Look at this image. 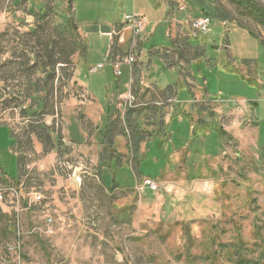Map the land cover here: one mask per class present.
<instances>
[{
    "label": "rangeland",
    "instance_id": "374dc122",
    "mask_svg": "<svg viewBox=\"0 0 264 264\" xmlns=\"http://www.w3.org/2000/svg\"><path fill=\"white\" fill-rule=\"evenodd\" d=\"M6 1L0 0V5ZM170 1L177 8L183 7L181 11L177 9L174 16L187 33L189 45L201 47V57L192 62L190 77L186 74L188 83L197 89L208 91L212 101L228 107H238L240 117L236 119L239 125L236 126L235 135H221L212 128L207 133H203L201 129L193 132L189 129V122L180 124L179 137L177 135L178 138L171 143L190 155L182 154L180 157L179 172L170 178L158 179L162 161H159L158 166L153 159L150 164L144 162L141 168L143 178L135 182L132 196L128 198L124 193H115L111 199H104L106 206H110L112 199L121 204L127 202V208H121L118 214H110L114 223L106 219L103 224L107 237L101 232L99 234L98 228L91 222L82 227L81 231L87 233L83 235L85 245L88 247V242H92L90 251L86 248L71 251L68 247L70 243H65V239L62 243L49 245L46 236L55 235L52 229V233L48 235H41L32 226L28 230H21L18 212L15 213L16 204H19L20 209L30 206L41 210L49 199L46 195L17 198L12 193L13 197L1 199L0 264H50L48 260L51 256L54 264H201L200 258H188L184 255L186 248H190L192 255H199L202 241L207 235L205 230L212 234L216 243L214 250L219 254L203 264H264V25L260 26L254 19L255 16L248 13V7V12L243 8L238 10L228 0ZM250 1L264 11V0ZM115 2H122L125 7L113 11ZM77 4L79 7L75 20L78 25H84L81 21L100 26L111 24L113 19L106 15V10L109 9L108 13L113 11L115 20L119 21V16L136 14V8L137 11L140 10L138 14L149 21L141 39L149 36V31L155 32L151 38L147 37L143 50H161L171 45L167 32L169 25L163 22L166 18L165 9L161 5L157 6L155 0H136V3L135 0H78ZM200 16L211 18L210 32L194 35L190 22ZM66 21L61 20V23L66 25L68 20ZM1 34L0 82L2 79L4 81L0 89L7 95L10 90L15 89L6 78L15 66L5 56L6 44ZM86 42L90 57L88 67H103L92 74L89 73V68H80L79 78L86 83L89 91L95 84L93 94L104 106L107 97L105 90L101 88L100 79L104 82L113 80L108 64L104 63L107 38H100L94 33ZM67 45L68 42L65 47ZM21 63L19 62L20 66ZM155 70L160 76V84L168 80L177 82L176 72H167L161 65L158 68V64ZM38 98L32 97L27 103L30 118L18 112V106L25 105V102L8 101L7 98L3 103L0 101V124L7 122L15 131H25L29 126L28 132L32 135L34 131L45 130L50 141H62L76 147L80 141L76 132L80 118H66L56 100L53 101V108L58 110L57 116L41 117L43 112L40 109L31 110L39 103ZM184 98L187 99L188 95H184ZM4 109L11 110L4 115ZM67 126L69 131L65 133ZM193 133L197 137H193ZM204 134L206 135L203 136ZM7 149L8 145L4 152ZM150 150L155 153L153 146ZM12 166L13 162L7 154L0 155L2 173L9 174ZM173 166L178 170L176 165ZM78 168L77 161L69 163V177L72 180L71 186L74 187H81L82 176L79 183L75 182L78 178L75 177V169ZM130 173L126 170L117 175V182L132 187L134 184ZM47 176L50 178L51 173ZM147 178L158 183L159 188L154 193L146 189L139 195L136 187ZM30 183L27 180L20 188L29 190L47 187L40 182L34 183L35 187H30ZM152 194V198L144 197ZM1 202L7 203L9 209L3 210L5 205L2 206ZM158 231L164 238L167 236L164 241L157 238ZM67 235L69 233L62 236ZM100 237L104 242L99 252V248L93 246V241L96 243ZM24 238L28 240L25 241ZM29 239H35L36 249L31 246ZM225 246L228 248L225 249ZM97 253L101 255L97 257ZM89 254L92 256L86 259L85 255ZM45 258L48 260L45 261Z\"/></svg>",
    "mask_w": 264,
    "mask_h": 264
},
{
    "label": "crops",
    "instance_id": "0c3cea01",
    "mask_svg": "<svg viewBox=\"0 0 264 264\" xmlns=\"http://www.w3.org/2000/svg\"><path fill=\"white\" fill-rule=\"evenodd\" d=\"M77 2L78 0H7L0 5V33L1 38L5 39V56L15 66L6 77L11 82L10 86L15 89L10 90L7 95L0 89V101L3 103L7 98L8 101L25 102V105L18 106V112L30 118L27 103L32 97H39V103L31 110L40 109L43 112L41 117L51 115L54 118L58 111L53 108V101L56 100L66 118H80L79 127L76 128L80 141L76 147L62 141H50L45 130L34 131L32 135L28 132L29 126L25 131H15L7 122L0 124V155L7 154L13 162L9 174L2 173L0 169V200L13 197L12 193L17 198L46 195L49 199L41 210L30 206L20 209L19 204H16L15 213L18 212L21 230H28L32 226L41 235H48L52 233V229L55 235L46 236L49 245L62 243L65 239V243H70L68 247L71 251L75 248L90 251L92 242H88V247L85 245L83 235L87 233L81 231L82 227L91 222L98 228L99 234L101 232L107 237L103 224L106 219L114 223L110 214H118L121 208H127V202L121 204L112 199L110 206H106L104 199H111L115 193H124L128 198L132 196L135 182L143 178L141 168L144 162L150 164L153 159L158 166L159 161H162L158 179L170 178L179 172L180 157L182 154L190 155L171 143L179 137L180 124L189 122V129L193 132L201 129L203 133H207L212 128L218 134L234 136L236 126L239 125L236 119L240 117V111L237 110L238 107H228L210 100L208 91L189 85L186 74L189 76L192 62L201 57V47L189 45L187 33L174 16L175 11H181L183 7L177 8L170 0L155 2L165 9L166 18L163 22L169 25L167 32L171 45L165 49L152 48L145 52L143 45L147 37L151 38L155 34L151 30L149 36L140 41L141 52L135 66L131 67L123 62L121 75L116 76L113 66L107 63L113 80L104 82L100 79L101 88L105 90L107 97L106 104L102 106L93 94L95 84L89 91L86 83L79 78V69L89 68L91 73L94 68L88 67L90 57L86 42L94 33L100 38H107L104 58L107 52L110 53L111 61L122 60L126 56L131 34L123 24V18L119 16L120 20L117 21L113 15V11L125 6L122 2H115L116 7L112 12L108 13L109 9L106 10V15L113 19L111 24L100 26L81 21L84 25H78L75 20L79 7ZM134 11L139 13L140 10L134 8ZM79 12L83 15L82 11ZM142 17L146 21V31L149 21ZM61 20H68V23L65 25ZM46 42L54 51L49 59L42 51ZM66 42L68 47H65ZM19 62H22L21 66ZM157 64L158 68L161 65L167 72H176L177 82L168 80L160 84V76L155 72ZM3 81L2 79L0 86ZM19 87H25V90L21 93ZM128 92L133 93L137 101L146 106L135 111H123L122 101ZM184 95H188V98H184ZM81 97L85 99L82 100ZM181 97L183 100H180ZM9 110L11 109H4L2 113L6 115ZM68 131L67 126L65 133ZM193 137L197 135L193 133ZM7 145L8 149L4 152ZM151 146L155 153H151ZM73 161L79 163L78 170L75 169V177H78L75 182L79 183L82 176L81 187L71 186L68 170L69 163ZM126 170L131 172L134 184L132 187L119 184L116 180V176ZM49 173L50 178L47 176ZM50 179L53 181L49 183ZM27 180L31 182L30 187H35L34 183L38 182L47 187L29 190L20 188ZM153 195L144 197L152 198ZM3 203V210L9 209L7 203ZM48 220L52 224L49 225ZM61 233L69 235L63 237ZM101 239L98 238L96 243L93 241V246H97L99 252L104 242ZM29 241L31 246L37 247L35 239ZM98 255L101 254L97 253V257ZM85 256L88 259L92 254ZM46 260L48 259L45 258ZM48 262L54 264L53 256L49 257Z\"/></svg>",
    "mask_w": 264,
    "mask_h": 264
},
{
    "label": "built area",
    "instance_id": "2783aa9c",
    "mask_svg": "<svg viewBox=\"0 0 264 264\" xmlns=\"http://www.w3.org/2000/svg\"><path fill=\"white\" fill-rule=\"evenodd\" d=\"M122 18H123V24L131 34L128 42L127 54L124 58H122V60L111 61L110 53L107 52V55L104 58L105 64L109 63L113 66L114 73L116 76L121 75V65L123 62L127 63L132 67L137 64V61H139L140 52H141V45H140L141 35L143 34L146 25L145 19L138 13L125 14L123 15ZM210 22H211V18L209 16L196 17V19H193L190 22V29L194 33V35L207 34L210 32L209 30ZM115 35H118V33H115ZM102 67L103 65H98L97 67L92 68L91 73L96 72L98 69H101ZM144 106L146 105L141 102H138L135 95L131 92L126 93L122 101V109L125 112L139 110ZM158 188H159L158 183H155L154 181L147 178V179H143L141 185L136 187V192L139 195H142V193L146 189H149L151 192L154 193L157 192ZM47 223L50 225L52 221L48 220Z\"/></svg>",
    "mask_w": 264,
    "mask_h": 264
},
{
    "label": "trees",
    "instance_id": "16d2710c",
    "mask_svg": "<svg viewBox=\"0 0 264 264\" xmlns=\"http://www.w3.org/2000/svg\"><path fill=\"white\" fill-rule=\"evenodd\" d=\"M228 1L232 4H234L238 10H241V8L246 9V7H248L249 12L247 9L245 11L248 12L250 15H254L255 16L254 19L256 20V22L260 26L264 25V11L261 8H259V6L255 5L250 0H228ZM42 51H44L47 59H49L54 52L53 47L48 46L47 42L44 45ZM24 90H25V87L23 89H21V93ZM205 234H207V235L205 236V239L202 241V248H201V252L199 253V255H197V256L192 255L190 248L189 249L186 248V251H185L186 253L184 256H186L188 258L192 257L194 259L200 258V261L202 262L201 264H203L204 261L211 260L213 258L212 256H217L219 254V252L217 250H214V247H215L214 245L216 243L212 237V234L209 233V231H207V230H205ZM157 238H159L161 241H164V239L167 238V236L164 238V235L162 233L160 234V232H159L157 235ZM224 248L227 249L228 247L225 246Z\"/></svg>",
    "mask_w": 264,
    "mask_h": 264
}]
</instances>
